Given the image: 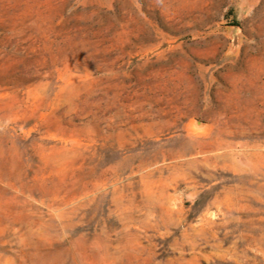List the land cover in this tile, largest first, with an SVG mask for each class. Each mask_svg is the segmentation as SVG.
I'll use <instances>...</instances> for the list:
<instances>
[{
	"label": "rangeland",
	"instance_id": "obj_1",
	"mask_svg": "<svg viewBox=\"0 0 264 264\" xmlns=\"http://www.w3.org/2000/svg\"><path fill=\"white\" fill-rule=\"evenodd\" d=\"M0 264H264V0H0Z\"/></svg>",
	"mask_w": 264,
	"mask_h": 264
}]
</instances>
